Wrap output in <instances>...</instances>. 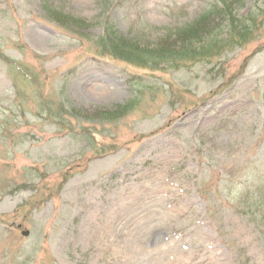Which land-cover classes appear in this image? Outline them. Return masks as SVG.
I'll return each instance as SVG.
<instances>
[{
    "label": "rangeland",
    "instance_id": "obj_1",
    "mask_svg": "<svg viewBox=\"0 0 264 264\" xmlns=\"http://www.w3.org/2000/svg\"><path fill=\"white\" fill-rule=\"evenodd\" d=\"M223 1L0 0V264H264V0ZM198 23L249 41L145 62Z\"/></svg>",
    "mask_w": 264,
    "mask_h": 264
},
{
    "label": "trees",
    "instance_id": "obj_2",
    "mask_svg": "<svg viewBox=\"0 0 264 264\" xmlns=\"http://www.w3.org/2000/svg\"><path fill=\"white\" fill-rule=\"evenodd\" d=\"M237 0H224L222 4V8L225 11L230 10L231 7L236 4ZM205 19V17L203 18ZM245 21V20H242ZM234 24V20H233ZM245 24V22H244ZM246 25V24H245ZM201 24H193L189 27L183 28L179 32L180 42H182V46L180 50H175L170 48V46H158L156 48L150 49L152 52H145V62L147 63H161V62H169L172 65L176 62L178 64L183 63V61H200L204 58H211L215 56H220L225 50L232 48L234 45L242 46L246 44L248 40L249 33L247 30H239L236 35L230 34L228 37L224 39H220L218 41L210 39L208 36H204L202 28L200 29ZM248 26H245L247 28ZM209 38V41L207 40ZM178 51V54H177ZM209 52V54L207 53ZM178 55L175 57V55ZM207 56H204V55ZM178 58V59H177ZM177 59V61H175ZM177 64V65H178Z\"/></svg>",
    "mask_w": 264,
    "mask_h": 264
},
{
    "label": "water",
    "instance_id": "obj_3",
    "mask_svg": "<svg viewBox=\"0 0 264 264\" xmlns=\"http://www.w3.org/2000/svg\"><path fill=\"white\" fill-rule=\"evenodd\" d=\"M19 227H21V225H19ZM23 235H29L30 234V231L29 230H23L22 231Z\"/></svg>",
    "mask_w": 264,
    "mask_h": 264
}]
</instances>
